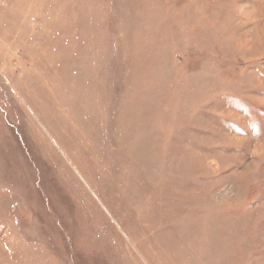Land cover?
<instances>
[{
  "label": "rangeland",
  "instance_id": "obj_1",
  "mask_svg": "<svg viewBox=\"0 0 264 264\" xmlns=\"http://www.w3.org/2000/svg\"><path fill=\"white\" fill-rule=\"evenodd\" d=\"M0 264H264V0H0Z\"/></svg>",
  "mask_w": 264,
  "mask_h": 264
}]
</instances>
